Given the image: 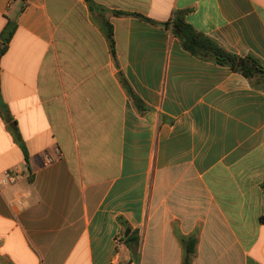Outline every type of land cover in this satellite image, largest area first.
Masks as SVG:
<instances>
[{
	"label": "crops",
	"instance_id": "1",
	"mask_svg": "<svg viewBox=\"0 0 264 264\" xmlns=\"http://www.w3.org/2000/svg\"><path fill=\"white\" fill-rule=\"evenodd\" d=\"M177 11L264 65V0H0V264H182L180 235L264 264V89L183 49Z\"/></svg>",
	"mask_w": 264,
	"mask_h": 264
},
{
	"label": "trees",
	"instance_id": "2",
	"mask_svg": "<svg viewBox=\"0 0 264 264\" xmlns=\"http://www.w3.org/2000/svg\"><path fill=\"white\" fill-rule=\"evenodd\" d=\"M27 1V0H22ZM118 15H135L141 17L147 21L153 22L149 18H146L139 14H128L125 12H115ZM185 11H177L172 19L165 23L170 27L173 34L180 40V43L186 51L190 52L195 57L202 60L214 61L219 65L230 67L233 71L241 73L251 82L256 84L257 87L264 89V65L254 57H240L236 54L228 52L217 42L207 37L203 33L198 32L190 25L185 18ZM17 19L8 20L4 30L0 34V61L2 56L8 50L10 41L12 40L14 33L17 29ZM106 36L110 45L111 53L116 60V48L115 39L113 33V27L110 23L105 26ZM124 87L129 91V94L134 99L136 104L142 108V104L138 97L134 94L127 79L123 74H120ZM13 133L16 141H20V137L16 127H13ZM262 191L264 195V181L262 182ZM260 221L264 223V211L260 217ZM137 234V233H136ZM128 247L131 249L134 256H137L135 247L139 245V238L132 234L125 239ZM180 242L183 246L184 260L182 264H191L192 257L196 252L197 237L195 235L182 236L180 235Z\"/></svg>",
	"mask_w": 264,
	"mask_h": 264
},
{
	"label": "built area",
	"instance_id": "3",
	"mask_svg": "<svg viewBox=\"0 0 264 264\" xmlns=\"http://www.w3.org/2000/svg\"><path fill=\"white\" fill-rule=\"evenodd\" d=\"M43 158L45 164H50L56 160V158L53 157L48 151L43 152ZM22 177L23 174L21 172L5 170L0 174V182L4 185L14 184L17 183Z\"/></svg>",
	"mask_w": 264,
	"mask_h": 264
}]
</instances>
